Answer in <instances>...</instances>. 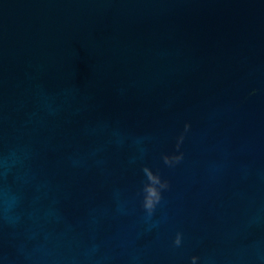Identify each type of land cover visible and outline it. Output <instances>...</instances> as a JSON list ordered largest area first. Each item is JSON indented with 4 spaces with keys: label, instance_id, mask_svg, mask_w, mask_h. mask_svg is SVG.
<instances>
[{
    "label": "water",
    "instance_id": "95a60500",
    "mask_svg": "<svg viewBox=\"0 0 264 264\" xmlns=\"http://www.w3.org/2000/svg\"><path fill=\"white\" fill-rule=\"evenodd\" d=\"M0 264H264V0H0Z\"/></svg>",
    "mask_w": 264,
    "mask_h": 264
}]
</instances>
